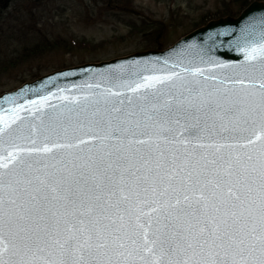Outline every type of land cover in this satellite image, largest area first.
I'll list each match as a JSON object with an SVG mask.
<instances>
[{
	"label": "snow or ice",
	"instance_id": "6c2138e0",
	"mask_svg": "<svg viewBox=\"0 0 264 264\" xmlns=\"http://www.w3.org/2000/svg\"><path fill=\"white\" fill-rule=\"evenodd\" d=\"M236 46L72 107L5 97L0 264H264V31Z\"/></svg>",
	"mask_w": 264,
	"mask_h": 264
},
{
	"label": "rangeland",
	"instance_id": "374dc122",
	"mask_svg": "<svg viewBox=\"0 0 264 264\" xmlns=\"http://www.w3.org/2000/svg\"><path fill=\"white\" fill-rule=\"evenodd\" d=\"M126 1L129 9L116 5L110 10L104 0H21L1 14L0 93L65 67L159 50V43L167 48L211 20L237 16L241 9L235 0ZM224 10L229 14L222 16ZM82 40L86 44L78 43ZM32 44L39 48L35 53L29 52Z\"/></svg>",
	"mask_w": 264,
	"mask_h": 264
},
{
	"label": "water",
	"instance_id": "95a60500",
	"mask_svg": "<svg viewBox=\"0 0 264 264\" xmlns=\"http://www.w3.org/2000/svg\"><path fill=\"white\" fill-rule=\"evenodd\" d=\"M261 31H264V2L253 1L238 16L211 20L166 49L145 50L106 61L84 63L25 82L14 90L0 94V114H4L5 109L11 107L5 97H14L17 103L24 104L26 100L49 96L48 104L59 109L61 106H73L69 101L61 100V95L83 98L85 94L98 92L100 89H89L88 85L107 84L105 77L108 76L136 79V73L143 72L145 68H170L174 62L187 64L193 61L205 67L199 64L200 56L211 57L226 64L241 63L243 53L236 46L240 37L249 34L258 38ZM165 61H168V64H165ZM46 110L51 112L52 108L48 107ZM21 116H27V113L21 112Z\"/></svg>",
	"mask_w": 264,
	"mask_h": 264
},
{
	"label": "trees",
	"instance_id": "16d2710c",
	"mask_svg": "<svg viewBox=\"0 0 264 264\" xmlns=\"http://www.w3.org/2000/svg\"><path fill=\"white\" fill-rule=\"evenodd\" d=\"M21 0H0V15L1 14H4V13H9V10L12 9L16 4H18ZM106 2L105 5L111 10V9H114V7H117L116 5H122V6H125L127 9H129V2L126 1V0H104ZM253 1H264V0H235L236 3H238V7H240V12L245 8L247 7L251 2ZM119 3V4H117ZM124 3V4H123ZM223 7H226V5L224 4ZM226 9V8H225ZM222 13V16H226L228 15V11L224 10V11H221ZM231 16H236V15H231ZM163 29V28H162ZM195 29V28H194ZM163 30L160 31V33L162 32ZM159 33V35H160ZM158 36V35H157ZM160 36H158L156 38V43L158 42V39H159ZM60 38L58 37V39L56 40V42H59ZM81 42V43H80ZM75 43V41L73 42ZM79 44H86L85 40H82V41H78ZM156 49H163L164 46L161 45V43H159V45L157 47H155ZM28 48H25L23 49V52L24 51H27ZM37 50H39V48L37 47V44H32L31 47L29 48V52L31 53H35ZM24 57L25 54L22 53L20 56H18L16 58V60H19L21 57ZM2 70L5 71L6 70V67L5 66H2ZM34 79V78H33ZM32 80V79H30Z\"/></svg>",
	"mask_w": 264,
	"mask_h": 264
}]
</instances>
